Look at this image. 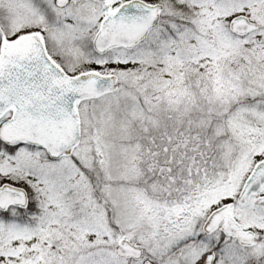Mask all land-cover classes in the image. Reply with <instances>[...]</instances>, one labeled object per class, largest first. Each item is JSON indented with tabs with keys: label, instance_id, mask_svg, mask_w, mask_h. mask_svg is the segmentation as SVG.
Returning a JSON list of instances; mask_svg holds the SVG:
<instances>
[{
	"label": "snow or ice",
	"instance_id": "6c2138e0",
	"mask_svg": "<svg viewBox=\"0 0 264 264\" xmlns=\"http://www.w3.org/2000/svg\"><path fill=\"white\" fill-rule=\"evenodd\" d=\"M0 264H264V0H0Z\"/></svg>",
	"mask_w": 264,
	"mask_h": 264
}]
</instances>
